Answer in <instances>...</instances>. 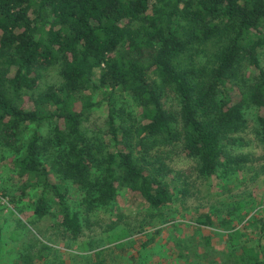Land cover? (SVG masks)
I'll return each mask as SVG.
<instances>
[{
  "label": "trees",
  "instance_id": "obj_1",
  "mask_svg": "<svg viewBox=\"0 0 264 264\" xmlns=\"http://www.w3.org/2000/svg\"><path fill=\"white\" fill-rule=\"evenodd\" d=\"M207 46L211 57L196 67L191 58ZM263 57L264 0H0V142L23 192H39L32 214L56 212L76 237L68 182L90 209L111 205L120 190L153 210L165 207L172 195L161 168L149 166L153 144L177 145L202 176L235 169L240 159L224 147L247 109L264 143ZM51 68L60 82L41 90ZM166 92L177 115L163 106ZM117 95L137 104L129 128L115 125ZM99 107L108 129L87 135L82 123ZM196 220L213 224L208 214ZM258 231V257L232 253V264H264L263 220Z\"/></svg>",
  "mask_w": 264,
  "mask_h": 264
},
{
  "label": "rangeland",
  "instance_id": "obj_2",
  "mask_svg": "<svg viewBox=\"0 0 264 264\" xmlns=\"http://www.w3.org/2000/svg\"><path fill=\"white\" fill-rule=\"evenodd\" d=\"M205 49L191 58L196 67L211 57L213 50ZM186 58L182 55L177 64L187 67ZM59 82L56 68L43 71L41 90ZM114 100L115 125L129 128L138 115L135 100L127 95ZM162 101L166 110L178 114L170 92ZM106 120L103 107L94 108L82 130L101 134L108 129ZM244 120L224 147L226 156L240 159L239 165L220 177L200 175L196 162L177 145L148 148L149 166L161 168V179L172 195L171 203L159 210L126 190L118 191L111 205L90 209L80 187L68 182L67 204L80 223L76 237L56 212L41 218L32 214L39 192L32 188L23 192L11 172L9 148L0 142V264H232V253L258 257L263 241L259 242L258 225L264 221V143L257 134L254 111L247 109ZM51 125L41 128L46 150L51 149ZM201 214H208L213 224L199 226L196 218Z\"/></svg>",
  "mask_w": 264,
  "mask_h": 264
}]
</instances>
